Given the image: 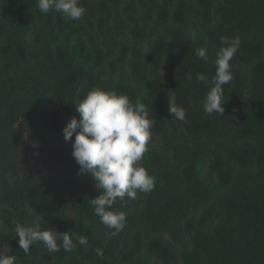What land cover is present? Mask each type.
Returning <instances> with one entry per match:
<instances>
[{"label":"trees","instance_id":"16d2710c","mask_svg":"<svg viewBox=\"0 0 264 264\" xmlns=\"http://www.w3.org/2000/svg\"><path fill=\"white\" fill-rule=\"evenodd\" d=\"M37 3L0 0V252L16 264H264V0H80L77 20ZM237 35L225 113L206 115L211 85L196 75L210 81L221 37ZM93 88L143 102L153 122L140 163L155 187L114 203L127 216L115 236L63 135ZM36 220L88 245L50 254L37 241L25 256L14 226Z\"/></svg>","mask_w":264,"mask_h":264},{"label":"clouds","instance_id":"9594fccd","mask_svg":"<svg viewBox=\"0 0 264 264\" xmlns=\"http://www.w3.org/2000/svg\"><path fill=\"white\" fill-rule=\"evenodd\" d=\"M37 6L41 13H61L66 20L80 19L86 12L80 0H38ZM240 44L238 35L221 37L215 74L210 81L203 73L196 75L197 81L211 85L203 102L206 115L225 113L223 86L233 79L231 61ZM195 54L208 60L206 47L198 48ZM76 111L79 118L74 116L66 124L64 139L72 143V156L80 166V172L91 174L96 187L102 189V194L89 202L100 222L112 229L110 234L115 236L126 227L127 216L124 211L114 210V203L118 199L125 201V197L135 200L138 192L148 194L155 187L154 177L140 163L148 151L153 122L143 102L137 100L133 103L127 95L111 89H91L77 103ZM169 111L175 120L186 119V110L172 102ZM14 231L25 256L31 254V246L37 241L43 242L50 254L60 250L61 242L64 250L69 252L77 244L88 245L87 237L77 236L74 231L59 232L51 227L41 230L38 220L31 226L17 222ZM96 253L103 256L100 248ZM0 264H16V256L0 252Z\"/></svg>","mask_w":264,"mask_h":264},{"label":"water","instance_id":"95a60500","mask_svg":"<svg viewBox=\"0 0 264 264\" xmlns=\"http://www.w3.org/2000/svg\"><path fill=\"white\" fill-rule=\"evenodd\" d=\"M30 146H31V145H30ZM32 148H33V147L31 146V148H30V152H31V153H32Z\"/></svg>","mask_w":264,"mask_h":264},{"label":"rangeland","instance_id":"374dc122","mask_svg":"<svg viewBox=\"0 0 264 264\" xmlns=\"http://www.w3.org/2000/svg\"><path fill=\"white\" fill-rule=\"evenodd\" d=\"M33 155H34V153H33Z\"/></svg>","mask_w":264,"mask_h":264}]
</instances>
